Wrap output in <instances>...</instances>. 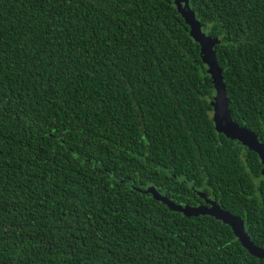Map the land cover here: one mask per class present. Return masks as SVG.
<instances>
[{
	"label": "trees",
	"instance_id": "16d2710c",
	"mask_svg": "<svg viewBox=\"0 0 264 264\" xmlns=\"http://www.w3.org/2000/svg\"><path fill=\"white\" fill-rule=\"evenodd\" d=\"M231 117L264 144V0H188ZM174 0H0V264H264L258 156L213 125Z\"/></svg>",
	"mask_w": 264,
	"mask_h": 264
},
{
	"label": "water",
	"instance_id": "95a60500",
	"mask_svg": "<svg viewBox=\"0 0 264 264\" xmlns=\"http://www.w3.org/2000/svg\"><path fill=\"white\" fill-rule=\"evenodd\" d=\"M185 24L189 27L190 37L199 45L202 63L207 68V74L211 78L214 96L211 106L213 108L212 121L214 129L218 134L227 139L237 141L244 148L255 153L263 167L261 172L264 176V144L257 136L246 127H240L231 117L229 101L226 95V87L223 81L222 69L219 67L214 47L217 40L206 36L202 32L200 23L196 20L194 12L189 7L188 0H174ZM146 194L152 195L154 200L164 204L170 211L183 214L186 217L210 216L227 225L237 238L241 246L253 257L264 260V249L255 246L246 235L243 221L223 210L215 201L198 192L197 195L203 200L204 205L180 206L170 201L167 197L160 195L154 187H148Z\"/></svg>",
	"mask_w": 264,
	"mask_h": 264
}]
</instances>
